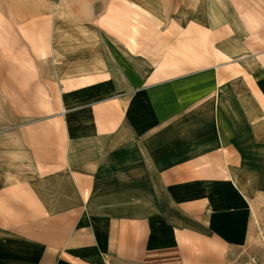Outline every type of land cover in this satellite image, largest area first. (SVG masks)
Returning <instances> with one entry per match:
<instances>
[{"label": "crops", "instance_id": "1", "mask_svg": "<svg viewBox=\"0 0 264 264\" xmlns=\"http://www.w3.org/2000/svg\"><path fill=\"white\" fill-rule=\"evenodd\" d=\"M113 1L137 50L25 42L53 102L0 132V264H264V0Z\"/></svg>", "mask_w": 264, "mask_h": 264}, {"label": "rangeland", "instance_id": "2", "mask_svg": "<svg viewBox=\"0 0 264 264\" xmlns=\"http://www.w3.org/2000/svg\"><path fill=\"white\" fill-rule=\"evenodd\" d=\"M128 15L113 0H0V132L44 117L53 102L51 91L38 85L29 70L22 75L32 65L25 42L46 55L49 41L56 36L58 61L80 60L90 53L94 57L99 43L111 57L112 32L123 40L130 36V43H115L120 48L136 50L143 45L139 40L144 35L154 33L155 28L137 14L130 20ZM1 142L6 144L0 138V147Z\"/></svg>", "mask_w": 264, "mask_h": 264}, {"label": "built area", "instance_id": "3", "mask_svg": "<svg viewBox=\"0 0 264 264\" xmlns=\"http://www.w3.org/2000/svg\"><path fill=\"white\" fill-rule=\"evenodd\" d=\"M106 264H115V263L112 261H106Z\"/></svg>", "mask_w": 264, "mask_h": 264}]
</instances>
